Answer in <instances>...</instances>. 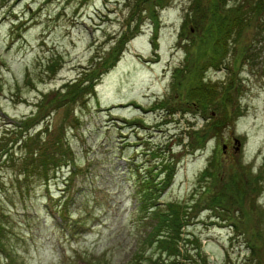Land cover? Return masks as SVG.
Masks as SVG:
<instances>
[{
    "label": "rangeland",
    "instance_id": "obj_1",
    "mask_svg": "<svg viewBox=\"0 0 264 264\" xmlns=\"http://www.w3.org/2000/svg\"><path fill=\"white\" fill-rule=\"evenodd\" d=\"M208 1L220 9L242 4L247 11L256 0H227V7ZM192 3L0 0V264H139L140 258L192 264L198 255L208 264H264V6L240 37L230 38L225 64L206 71L218 86H227L232 74L239 82L234 102L203 110L185 101L186 76L195 66L185 65L186 58L217 62L222 53L203 43L205 33L194 23L182 26ZM140 7L145 10L137 27ZM128 26L133 37L94 90L61 96L63 84L92 66L93 56ZM168 105L178 109L168 115ZM224 106L241 114L218 132L207 127L209 140L194 149L209 116L219 117ZM38 130L21 143L26 131ZM58 135L67 159L58 171L44 176L31 159L23 162L25 148L56 152ZM159 147L174 174L156 208L145 214L135 188L150 173V151ZM211 160L217 164L213 191L222 181L233 190L227 178H243L246 201L233 206L238 212L207 207L206 180L198 176ZM192 198L200 201L187 209L181 235L198 239L202 251L183 243L189 254L171 256L167 245L156 248L163 234L157 214L166 203L183 206Z\"/></svg>",
    "mask_w": 264,
    "mask_h": 264
},
{
    "label": "trees",
    "instance_id": "obj_2",
    "mask_svg": "<svg viewBox=\"0 0 264 264\" xmlns=\"http://www.w3.org/2000/svg\"><path fill=\"white\" fill-rule=\"evenodd\" d=\"M147 1L148 0H135V3L138 5H142ZM226 1L227 0H222L223 7H227ZM261 1L262 0H256L254 3V7H250L247 11H245L242 10V4H237L232 8L227 7L228 9H220L214 1H208L207 3H204V0H197V2L196 0H193L192 5L195 6L194 8L190 7L189 11L186 12L185 17L182 21V26L184 27L190 25L191 23H194L197 28L201 29L205 33V35H201V37L203 38V43H206L207 41L210 45L212 44L214 51L218 50L222 53V58H220L217 62L213 59L207 60L208 58L203 57L204 55H202V59L200 58V56H198V60L193 56H188L186 58L185 65H188L189 63L191 65H195L194 70H190L186 76V102L198 106V108L203 110L210 106L217 107V104L219 102H222L224 105H230V101L234 102L231 94H233V87L237 89L236 85L239 84V82L236 81L234 83V81L230 78L232 74L230 73L227 77V80L229 79V86L227 85L228 87L226 86V84L218 86V81H212L206 77V71L210 67L218 68V66L225 64L224 58L226 53L229 52L228 43L230 41V38L235 37L236 40L241 36V34H243L244 29L247 28L251 23V20L249 19L252 17L260 16L259 14L262 11V6H264ZM144 10L145 8L140 7L136 11L137 19L135 24L137 27L140 20L139 16ZM249 11L250 14L247 17L248 22H246V15ZM153 12L156 14L155 11ZM259 28H261V25H259ZM129 37L132 38L133 35H131V30L128 26L124 31H122L120 37L115 40L111 47H109L106 51L101 50L93 56L92 62L94 60L95 61L92 66L84 70L82 74L79 75L74 81L63 84L61 89L65 90L63 91V94H61V96H64L65 98H73L75 93L76 95L79 94L81 96L83 93L84 95L87 93L90 94L95 88L96 81L101 76H103V73H105L111 66H113L115 62L120 58L121 54H123L124 46L126 44L125 41ZM193 42H196V40L194 39ZM197 42L200 43L199 38ZM202 60L207 61H204L201 64L196 63L201 62ZM51 67L52 64H49L48 69H51ZM174 86L175 84L173 85V87ZM175 87H177V85ZM224 87H226L227 89H224ZM164 102H162V104H164ZM156 107H159L158 104ZM222 108L223 109L219 112V117L209 116L212 120L207 121L204 127L200 130L201 134L196 141L197 146H195L194 149H201L209 140L210 137L206 132H204L207 127H210L214 132H218L221 127H223L225 124L231 123L236 117L241 114L238 113L237 107H233L231 109L230 106L229 108L224 106ZM166 109V113L168 115H171L175 113V110H177L178 108L168 105ZM216 110L218 109H215L214 112L217 113ZM40 132L41 131L39 130L37 132L35 131V133H27L26 131L22 135L21 143L26 144L28 139H31L33 136H38ZM57 138L58 139L55 141V144H57V146L55 147L56 152L48 153V151H45V149H42L41 151L37 149V151L35 152L36 149L34 151H30L29 149L25 148V152L28 153L22 156L23 162H27L28 159H31L30 163H32L35 169L39 168L40 174L44 176H47V173H49V169L54 172L58 171L56 168H59L62 165L60 164V161L63 160L62 155H64L66 150L61 149L64 143L62 142V138H60V135H58ZM21 143L19 142V144L23 146ZM38 151L40 152L38 153ZM165 151L166 150L162 149L161 147H159L158 150L150 151V156L153 160L152 166L150 167L149 171L150 173H145L144 177L140 178V185L135 188V193H137L139 197L138 208L140 211L145 212V214L156 208L154 207L156 206L154 204L155 200L157 201L162 191L171 183L174 174V166L170 164L169 161L167 162V160L165 159ZM65 160L67 161V159ZM214 161H209V164L198 176L199 180H206V183L203 187V192L204 194H208V197H205L207 199V207L215 209H220L221 207H223L226 209V211H230V209L233 208L235 212H238V210L233 206L235 204H242L246 201V187L243 178H236L235 180H233V178H227V183L231 188H233V190L227 191L226 185L222 181L219 189L217 191H213L211 188L216 186L217 179V174L215 173L217 164L214 163ZM28 165L26 163V168L28 167ZM212 165L213 167L211 170L210 167ZM131 168L132 166L129 168V170H131ZM163 173L164 175L163 177H161ZM197 201H200V199L192 198L188 201H185L183 206H179L177 202L166 203L167 207L160 210L162 212L157 214L159 223H163V226L160 230L161 232H163V234L162 236H159V234L157 235L159 236V238L157 239L159 245L156 248H159L163 244L164 247L165 245H167L166 251L168 252V254L170 253L171 256H179L180 254L187 255L189 254V250L183 246V243H192L194 245V248L200 254V251L202 250L201 244L198 242L199 240H190L189 236L181 235L183 226L186 225L187 221L189 220L190 212H187V209L189 208L191 202H194L195 205ZM240 212L242 214V218L244 219L246 214L245 210L242 209V211ZM240 231H242V228H240ZM243 242L253 253H257L256 245H254L251 240L244 239ZM154 245H156L155 240L152 241L151 247H154ZM198 256L199 261L195 259L192 264H208L207 258H203V256L200 255ZM185 258L187 259L189 258V256H185ZM145 262L146 260L141 258L138 260L139 264H146Z\"/></svg>",
    "mask_w": 264,
    "mask_h": 264
},
{
    "label": "bare ground",
    "instance_id": "obj_3",
    "mask_svg": "<svg viewBox=\"0 0 264 264\" xmlns=\"http://www.w3.org/2000/svg\"><path fill=\"white\" fill-rule=\"evenodd\" d=\"M68 188V187H67ZM67 188L65 189V191H67Z\"/></svg>",
    "mask_w": 264,
    "mask_h": 264
}]
</instances>
